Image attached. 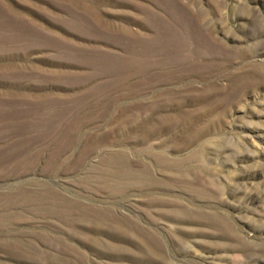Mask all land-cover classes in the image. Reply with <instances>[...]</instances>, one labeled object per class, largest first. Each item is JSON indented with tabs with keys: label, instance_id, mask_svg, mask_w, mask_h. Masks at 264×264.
<instances>
[{
	"label": "rangeland",
	"instance_id": "374dc122",
	"mask_svg": "<svg viewBox=\"0 0 264 264\" xmlns=\"http://www.w3.org/2000/svg\"><path fill=\"white\" fill-rule=\"evenodd\" d=\"M0 264H264V0H0Z\"/></svg>",
	"mask_w": 264,
	"mask_h": 264
}]
</instances>
